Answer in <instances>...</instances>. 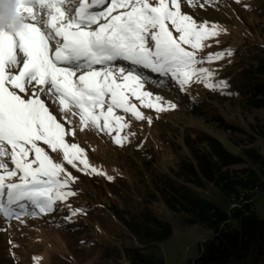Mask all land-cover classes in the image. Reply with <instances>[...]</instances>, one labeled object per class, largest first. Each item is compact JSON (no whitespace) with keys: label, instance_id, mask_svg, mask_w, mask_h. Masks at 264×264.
Returning a JSON list of instances; mask_svg holds the SVG:
<instances>
[{"label":"snow or ice","instance_id":"1","mask_svg":"<svg viewBox=\"0 0 264 264\" xmlns=\"http://www.w3.org/2000/svg\"><path fill=\"white\" fill-rule=\"evenodd\" d=\"M15 17L18 25L0 23V214L6 219L46 215L58 203L67 207V222L85 214L67 204L77 195L72 185L78 178L65 164L113 177L90 164L75 140L73 118L80 131L95 128L118 146L130 142L136 133L124 134L131 128L125 116L152 122L133 100L156 112L177 107L146 90L153 81L143 70L181 92L201 83L231 94L227 81L216 79L218 70L203 65L232 49L200 54L227 30L197 22L182 12L181 0H17ZM49 150L62 153V162Z\"/></svg>","mask_w":264,"mask_h":264},{"label":"rangeland","instance_id":"2","mask_svg":"<svg viewBox=\"0 0 264 264\" xmlns=\"http://www.w3.org/2000/svg\"><path fill=\"white\" fill-rule=\"evenodd\" d=\"M181 10L197 22H216L227 30L207 41L211 46L200 53L207 55L232 49L233 54L223 60L203 65L218 70V80L232 77L237 64L249 60L248 47L264 41V0H240L239 3L236 0H192L191 4L181 0ZM143 71L153 81L146 83V90L172 101L176 109L156 112L140 107L139 102L133 100L152 122L125 116L131 128L124 129V134L132 131L136 135L129 137L130 142L124 146L116 145L112 136L95 128L80 131L79 118L74 117L75 140L87 150L90 164L113 179L108 180L105 175H85L65 164L78 178L72 185L77 195L70 197L67 204L82 207L85 214L67 222L65 217L69 213L63 203H58L57 210L46 215L25 214L21 219H6L0 214V264H119L118 258L128 264L124 253L121 254L123 242L127 240L123 238L122 224L109 212L108 203L112 200L119 206L137 207L149 200L157 214L173 223V234L160 245L167 264H188L199 254L200 242L209 234L207 228L183 222L181 214L155 194L152 175L169 172L181 155L189 153L186 137L203 130L219 136L234 152H242L251 145L261 147L264 152V131H261L264 108L245 109L235 99H230L229 94L213 91L201 83L192 84L187 93L181 92L171 80ZM161 79L167 81L163 87L157 83ZM194 107L201 108V113L196 114ZM117 114L123 115L122 111ZM224 121L233 122L240 129L224 128ZM50 155L62 162V153L50 152ZM204 193L210 195L211 191ZM256 204L264 216V193L258 196ZM34 257L39 259L34 261Z\"/></svg>","mask_w":264,"mask_h":264},{"label":"trees","instance_id":"3","mask_svg":"<svg viewBox=\"0 0 264 264\" xmlns=\"http://www.w3.org/2000/svg\"><path fill=\"white\" fill-rule=\"evenodd\" d=\"M247 52L249 60L239 62L236 73L226 78L227 92L243 108L261 109L264 41L253 43ZM199 109L194 107L193 111L200 114ZM223 125L240 129L233 122L224 121ZM185 143L189 153L181 155L169 172L154 173L152 183L155 194L179 212L183 222L201 224L209 232L200 242L199 254L188 264H264V216L256 204L258 196L264 193L261 147L251 145L242 152H234L207 130L186 137ZM206 190L211 194H205ZM108 207L122 224L123 238L127 240L121 254L124 253L128 264H167L160 245L173 234L170 220L157 214L149 200L140 207L119 206L112 200ZM120 259L119 264H126Z\"/></svg>","mask_w":264,"mask_h":264},{"label":"clouds","instance_id":"4","mask_svg":"<svg viewBox=\"0 0 264 264\" xmlns=\"http://www.w3.org/2000/svg\"><path fill=\"white\" fill-rule=\"evenodd\" d=\"M15 0H0V23L7 24L11 20H16ZM17 25L19 21L16 20Z\"/></svg>","mask_w":264,"mask_h":264}]
</instances>
